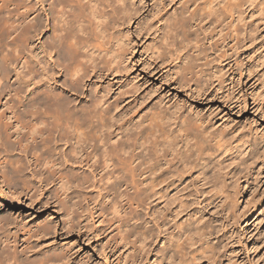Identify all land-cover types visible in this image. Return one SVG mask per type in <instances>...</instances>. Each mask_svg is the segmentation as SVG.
<instances>
[{"label": "bare ground", "instance_id": "obj_1", "mask_svg": "<svg viewBox=\"0 0 264 264\" xmlns=\"http://www.w3.org/2000/svg\"><path fill=\"white\" fill-rule=\"evenodd\" d=\"M184 25L190 35L201 30L206 38H220L227 101L246 108L249 88L253 107L264 111V0H0V61L15 63V82L30 90L16 105L12 97L21 96L23 85H1L2 132L31 155L32 176L55 185L66 224L73 222L75 198L83 196L76 189L93 186L99 207L120 232L117 249L141 248L152 264H239L238 228L264 205V193L255 191L242 203V182L250 186L256 161L264 172L259 136L253 129H220L207 116L176 109L154 116L144 128H128L117 123L133 89L97 85L130 68L141 32L157 34L168 49ZM191 42L188 49L197 55V42ZM160 50L150 53L152 72L164 63ZM72 164L98 177L80 176ZM134 202L145 205L142 223L133 222ZM2 220L0 264H22L20 252L7 249L20 236L7 232Z\"/></svg>", "mask_w": 264, "mask_h": 264}, {"label": "rangeland", "instance_id": "obj_2", "mask_svg": "<svg viewBox=\"0 0 264 264\" xmlns=\"http://www.w3.org/2000/svg\"><path fill=\"white\" fill-rule=\"evenodd\" d=\"M183 27L179 26L178 30L176 29V32L179 33L177 35L178 39L172 38V41L170 39L169 42H172V44L169 43L170 48L168 47V49H165L167 47L157 40V34H144L141 32L145 36L136 38L135 49L132 54L130 53V68L128 67L127 71L116 76H110L108 79L97 83L98 88L101 86L104 88L112 86L114 92H117L118 89H133V91L131 90L130 98L121 105L124 113L123 117H121L122 119L120 118L121 122L119 120L117 124L128 125V128H133V124H137L135 125L137 128H144V125L151 118L153 119L154 116H156L154 118L156 119L160 115L171 113L175 109L177 113L188 116H191L192 113H198L199 116H207L213 119L215 126H219L220 129L230 128L232 130L240 127L244 131L253 129L259 136L257 142L264 153V134H262L264 133V111L253 107L252 99L249 95L251 89L248 88L249 90H246L244 88L247 91L246 108H241L238 105L232 106L225 96L230 94L231 91L228 89L230 84L226 80L228 74L224 72L226 69L225 60L222 58L223 55L220 56V53L223 54L219 45L220 38L217 35L216 37L213 35L211 39L206 38V36H203L205 33L201 30H198L197 34L192 33L193 35H190L191 30L189 29V31L187 26L184 29ZM133 29L134 24L130 26L132 36ZM191 37L197 42L195 43L197 55H194L188 49L190 46L189 42H194L190 40ZM212 40H215V42ZM185 46L187 47L185 48ZM156 47L161 49L160 52L163 50L161 59H159L164 61V63L160 68L152 72L150 71L149 63L153 64L154 61L149 56ZM217 49L219 50L216 51ZM140 53L141 57L139 56ZM190 55L194 60L190 58ZM159 64L160 62L158 61L157 65ZM14 65L15 63L7 65L0 61V87L2 84H7V87L19 85L22 87L23 85L24 91H22L21 96L19 98L13 96L12 99L13 102H18L20 101L19 99L25 102V97L29 95L30 90L26 88V85L22 84V81H19L20 83L15 82L17 67L15 68ZM191 66L195 68H191ZM222 67L223 69L221 70ZM3 70H6L7 75L3 76L1 74ZM166 73L168 74L166 75ZM197 86L200 90L198 93L194 89H198ZM134 88L137 89L134 90ZM88 89L89 84L87 83L84 91ZM66 94L70 95L68 92ZM82 100L86 102L87 97ZM17 102L15 103L16 105L19 104ZM158 114L159 116H157ZM2 119L0 117V219H7L9 224L7 232L20 236L16 246L14 242H10L7 249L17 251L18 254L20 252L19 260L21 262L24 261L22 264H26V261H29L28 264H34V262L35 264H152L153 257L148 260L141 248L131 251H125L122 248L117 249L116 240L120 232H118V228V231L116 230L115 225L111 226L110 217L107 216L109 217L107 218L103 212L105 210L99 207L100 197L97 195L99 193L96 187L92 189L93 186H89L83 190L79 189V191L76 189V193H83V196L79 195L80 198H75L76 212L73 222L69 225L66 224L64 208L60 207L53 194L52 189H54L55 185L41 182L37 175L32 176L31 167H28L29 162H31V155L24 153L14 141L12 142L14 136L4 135L1 127ZM139 123L143 124L140 125ZM143 136L142 138L144 139ZM68 167L74 170L75 173H79L78 175L90 178L91 181L98 177L96 175V178H93L91 169L85 165L79 167L72 164L68 165ZM260 167V164L256 161L254 169L251 171L252 173L254 172L252 174L253 177L251 176L250 178V180L252 179L251 187L247 188V184L242 180L244 187L243 204L251 196L250 194H254L253 191L260 195L264 193V172L259 173ZM21 177L23 179L26 178L25 183L22 182L23 179L21 180ZM254 179H257L256 182H254ZM26 189L30 191L26 193ZM84 195L88 199H85ZM130 205H132L130 206L131 208L136 210L133 215L135 218L133 222L136 224L142 223L146 213L144 203L134 202ZM262 207V209L260 208L258 209L259 211H256L254 216L250 217L248 222H242L238 228V231L243 234L238 239L239 243L235 244V249L237 248L236 260L239 264H264V205ZM27 230L34 231H30L28 236L26 234L25 238H22V234ZM25 258L26 260H24Z\"/></svg>", "mask_w": 264, "mask_h": 264}]
</instances>
